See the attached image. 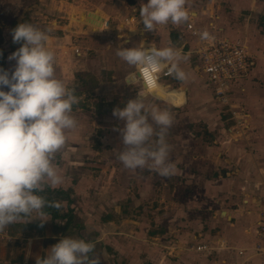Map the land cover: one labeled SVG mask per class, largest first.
I'll return each mask as SVG.
<instances>
[{
	"label": "rangeland",
	"instance_id": "rangeland-1",
	"mask_svg": "<svg viewBox=\"0 0 264 264\" xmlns=\"http://www.w3.org/2000/svg\"><path fill=\"white\" fill-rule=\"evenodd\" d=\"M188 1V5L193 7L194 1L204 6L211 0ZM147 2L0 0V52L3 53L0 68L14 69L16 61L8 64L9 59L6 58L21 46L13 43L12 21L29 15L35 27L50 30L47 46L56 54V75L69 88L75 89L79 97V104L73 108L78 128L68 133L67 143L54 161L64 177L59 187L67 188L75 201L73 209L61 203V211L73 215L75 210L77 213L73 215L72 222L75 218L77 224L81 222L79 213L84 207L91 210L94 220L112 214L119 218L145 219L147 223L152 221L150 230L164 231L171 221L175 226L173 237L185 234L184 248L192 251L196 244L194 235L215 234L216 229L210 225L211 216L218 215L224 219L226 213L222 214L221 210L227 211L231 197L227 196L228 191L221 192L223 189L215 192L220 188L218 183L208 181L237 175L240 167L234 165L230 158L238 160L241 151L233 153V146L260 154L264 168V131L261 133L251 123L242 136L237 135V131H229L231 124L218 112L209 89L211 86L204 83L205 76L194 58L190 60L191 66H186L188 79L185 82L173 77L164 78L165 85H173L170 89L164 85L158 89L166 92L167 100L150 96L139 79L132 86L125 83V78L136 72V68L116 55L117 48L139 46L141 41L145 47H149L147 44L159 45L171 33V24L146 32L144 25L137 22L141 20L140 5ZM232 4L220 0L215 6L220 5L225 25L237 31L234 37L254 43L260 69L252 73L247 86L255 93L252 100L255 104L245 100L249 95L248 89L243 97L239 92L236 95L238 102H245L242 106L251 112L254 121L255 106L260 107V117H264V27L260 25L264 16V0H237L234 3L236 7ZM133 15L137 19L129 22L127 19ZM185 40L188 39L177 38V42L173 39L172 45L167 39L177 49ZM188 60L184 61L186 65L190 63ZM3 90L8 89L5 87ZM139 91L145 96L146 104L158 105L173 116V125L166 137L171 146L170 158L176 165V172L170 178L161 177L147 168L126 169L117 158L122 149L119 129L124 127V122L113 115V110L123 108L128 100L137 97ZM260 123L264 125V119ZM257 142L260 145L255 146ZM219 151L223 152L221 157ZM235 181H228L229 186H233ZM255 186L261 192L257 195L259 203L263 204L264 177ZM74 187L79 193H75ZM116 208L119 213L115 212Z\"/></svg>",
	"mask_w": 264,
	"mask_h": 264
},
{
	"label": "clouds",
	"instance_id": "clouds-1",
	"mask_svg": "<svg viewBox=\"0 0 264 264\" xmlns=\"http://www.w3.org/2000/svg\"><path fill=\"white\" fill-rule=\"evenodd\" d=\"M187 5L188 0H148L140 5V23L146 32L168 24L186 25L194 15ZM49 32L28 22L19 24L12 39L21 46L8 57L16 61L15 67L11 71L0 68V232L33 213L47 221L43 219L44 209L61 207L40 193L64 182L54 161L65 147L68 133L78 128L73 108L79 104V97L56 75V54L47 46ZM199 35L201 40L210 38L207 31ZM138 45L121 46L116 55L129 66L147 68L154 75L166 69L180 82L188 79L180 67L188 57L181 50L171 45L145 47L143 41ZM137 73H130L125 83L132 86L139 79ZM153 95L168 98L162 89ZM145 99L139 91L123 108L113 110V115L124 122L119 129L122 149L117 158L126 169L147 168L170 178L176 165L166 137L173 116L167 109L146 104ZM95 247L93 241L65 236L44 256H38L36 264H101L100 257L93 255Z\"/></svg>",
	"mask_w": 264,
	"mask_h": 264
},
{
	"label": "crops",
	"instance_id": "crops-1",
	"mask_svg": "<svg viewBox=\"0 0 264 264\" xmlns=\"http://www.w3.org/2000/svg\"><path fill=\"white\" fill-rule=\"evenodd\" d=\"M225 1L233 3L232 5L237 2V0ZM218 2L220 0H211L203 6L194 1V7L203 13L216 11L219 15L218 22L224 27L225 35L236 36L237 31L225 25V15L220 14V5L215 6ZM189 3L190 1H188ZM234 7L236 6L234 5ZM133 17L135 20L137 19L136 15H133ZM201 18L205 20L207 16L202 14ZM137 22H140V20H137ZM170 30V35L164 37L161 44L153 45H156L157 48H163L166 45L170 46L167 39H170L172 44L173 39L176 41L177 38H181L178 34L173 33L172 26ZM245 42H247L255 57V65L248 75L240 81V85L236 87V95L239 92L241 96L246 92V89L249 90L247 85H249L248 80L252 73L254 71V73H257L260 69L254 52V43H250L248 39ZM183 43H180L179 48H181ZM187 57L190 62L189 65H186V62H181L180 64L181 69L185 72H187L186 66H191L190 60L194 58L196 61L193 56L187 55ZM6 59H8V56ZM7 62L10 64V60ZM196 66L198 67V63ZM204 83L208 84L206 78ZM168 84V89L173 88L172 83ZM187 88L189 89V87ZM209 89L212 95L211 87ZM248 93L249 95L245 100H248L252 105L255 104L252 103L255 93L252 92V89ZM238 103H241V106L245 105L244 101ZM245 110L248 112L246 107ZM254 110L256 111L254 121L251 112H248L249 123H251L252 127H258V130L262 133L264 131V125L260 123L264 119V117H260L262 110L257 106L254 107ZM257 145H260V142L255 144V146ZM231 150L235 154L237 151H241V156L238 157V160L233 161L234 158H230L234 165L236 164L240 167L237 175L224 177L216 181H208L218 183L220 188H217L215 192L218 193L223 189L221 192L226 190L228 191L226 193L228 194L227 196H231L226 206L227 211L221 210L222 214L226 213V217L220 219L218 215L211 216L210 225L216 229L215 234L212 232L204 233L205 236H203L202 233H199L193 236L195 245L202 242L210 243L214 248L211 252L198 251L194 247H192V251L185 249L183 245L185 234L179 233V236L175 235L178 238H174L172 232L175 226L172 225L171 221L166 224L168 228L165 226L164 231L150 230L152 221L147 223L145 219L136 220L115 216L109 220L105 219V217L94 220L93 214L90 213L91 210L84 207L79 213L81 217L79 224L75 222V218L74 222L69 221L66 224V218H53L52 214L45 212L46 215L43 219L47 221L42 222L33 213L32 216L10 225L3 232H0V264H36L38 256H44L51 246L58 243L65 236L95 242L96 247L93 255L100 257L101 264H264V260L253 252V246L256 241V222L259 212L264 206L259 203L260 197L258 198L257 195L261 192L255 186L264 177V168L261 165L263 162L260 160L262 156H259L260 154L258 153L253 154L250 149L247 152L248 150L243 151L236 146H233ZM222 154V151L218 152L219 157ZM231 156L234 157L233 154ZM254 158L256 161H254ZM233 179L236 181L233 186H229L228 181H233ZM56 188L62 187L58 186ZM63 189L65 188L63 187ZM74 191L79 193L75 187ZM61 203L66 208L70 207L73 209L75 206V201L70 206L63 200ZM73 212V215H76L77 212L75 210ZM115 212L119 213L117 208ZM180 223L181 225L183 224L182 221ZM225 223L227 224L224 226ZM222 227L223 229L220 230Z\"/></svg>",
	"mask_w": 264,
	"mask_h": 264
},
{
	"label": "built area",
	"instance_id": "built-area-1",
	"mask_svg": "<svg viewBox=\"0 0 264 264\" xmlns=\"http://www.w3.org/2000/svg\"><path fill=\"white\" fill-rule=\"evenodd\" d=\"M187 7L191 13H194L189 23L180 26L172 25L174 34L188 39L179 50L183 54L196 58L198 67L211 86L220 115L226 117L227 122L231 124L229 131L232 133L237 131V135L242 136L245 129L250 126L249 113L236 101V87L255 65V57L243 39L225 35L224 27L218 22L219 15L216 11L203 13L194 6L187 5ZM202 14L207 16L205 20L201 18ZM127 20L134 22L135 18L132 16ZM203 31L210 33L209 39L201 40L199 33ZM147 45L157 48L153 44ZM76 52H80L78 48ZM136 72L143 89L154 98L160 99L153 95L160 86L169 88V85L163 83L164 78L172 77L167 74L166 69L155 75L147 68H136ZM194 248L204 252H211L214 249L207 242L198 243ZM253 252L264 260V206L256 222V241Z\"/></svg>",
	"mask_w": 264,
	"mask_h": 264
},
{
	"label": "trees",
	"instance_id": "trees-1",
	"mask_svg": "<svg viewBox=\"0 0 264 264\" xmlns=\"http://www.w3.org/2000/svg\"><path fill=\"white\" fill-rule=\"evenodd\" d=\"M24 22H28L31 23V18L29 15H25L21 20L19 21H12L10 23L11 25V31L13 32V30L21 23ZM261 26L264 27V16L261 17ZM0 42H2V33L0 30ZM40 195H43L48 201H55V202H59L60 205L61 201H66L68 203V205L70 206L73 202L74 199L71 197V193L70 191L67 189H63V188H46V190L43 193H40ZM45 212H48L50 214H52L53 218H66V224L70 221L72 222V218L73 215L70 212L69 214L67 213H63L61 211V207L59 209L54 208V207H46L44 209ZM113 216L111 214L105 216V219L109 220L111 219Z\"/></svg>",
	"mask_w": 264,
	"mask_h": 264
}]
</instances>
